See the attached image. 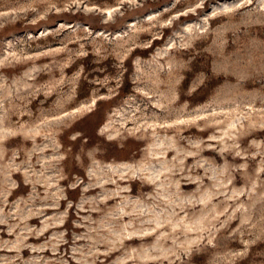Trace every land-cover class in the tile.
<instances>
[{
	"label": "rangeland",
	"instance_id": "rangeland-1",
	"mask_svg": "<svg viewBox=\"0 0 264 264\" xmlns=\"http://www.w3.org/2000/svg\"><path fill=\"white\" fill-rule=\"evenodd\" d=\"M0 264H264V0H0Z\"/></svg>",
	"mask_w": 264,
	"mask_h": 264
}]
</instances>
